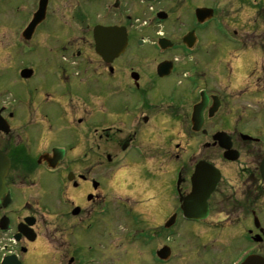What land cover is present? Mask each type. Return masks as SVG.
Returning a JSON list of instances; mask_svg holds the SVG:
<instances>
[{
	"label": "flooded vegetation",
	"instance_id": "obj_1",
	"mask_svg": "<svg viewBox=\"0 0 264 264\" xmlns=\"http://www.w3.org/2000/svg\"><path fill=\"white\" fill-rule=\"evenodd\" d=\"M33 14L0 39V264L264 263V0H48L19 40Z\"/></svg>",
	"mask_w": 264,
	"mask_h": 264
},
{
	"label": "water",
	"instance_id": "obj_2",
	"mask_svg": "<svg viewBox=\"0 0 264 264\" xmlns=\"http://www.w3.org/2000/svg\"><path fill=\"white\" fill-rule=\"evenodd\" d=\"M47 0H39L38 10L33 16L32 21L23 33V37L28 40L34 32V29L44 19ZM201 13L198 10L197 14ZM94 38L96 51L101 55L102 59L109 60L118 56L123 51L126 44L125 35L121 34L115 28L97 27L94 30ZM111 47V50L108 47ZM208 173L204 164H199L195 173L192 176L193 188L191 194L187 195L182 200L183 215L186 219H195L198 216L205 217L206 200L208 199L211 189L215 186V181L212 186L206 184ZM195 206H200L199 209H193ZM261 264L263 260H261Z\"/></svg>",
	"mask_w": 264,
	"mask_h": 264
},
{
	"label": "rangeland",
	"instance_id": "obj_3",
	"mask_svg": "<svg viewBox=\"0 0 264 264\" xmlns=\"http://www.w3.org/2000/svg\"><path fill=\"white\" fill-rule=\"evenodd\" d=\"M37 1L38 0H0V6H2V9L0 10V12H3V15L0 14V30L5 31L4 34L2 36H0V39H2L3 43L5 40L8 39L7 35H9V37H10L13 34V32H15L12 30L13 27L20 28V26L25 22V21H23V19L27 15H29L33 11H35L34 9H36ZM140 8H141V14H143L144 13V7L142 5H140ZM12 13L14 15V18L17 21H14L11 18ZM236 17H237L236 10L233 9L231 14H230V20L232 21L233 19H236ZM47 37H48L47 34L45 32H43L41 34V36H39V38H37L36 43L40 44V45L45 44V42H47ZM8 43H10V40L8 41ZM0 44H1V42H0ZM4 56H5V53H3V57ZM27 60L28 59L25 56H23L20 52L19 57H18L19 67L22 65V63L26 62ZM163 164L164 163H160V162L157 163V165H160L161 167ZM166 168H162L160 171H163ZM123 187H125V185H123ZM145 188H146V183L144 181V189ZM148 194H151L150 191H148ZM260 219L262 221H264V211H261ZM244 245H246V244H244Z\"/></svg>",
	"mask_w": 264,
	"mask_h": 264
}]
</instances>
